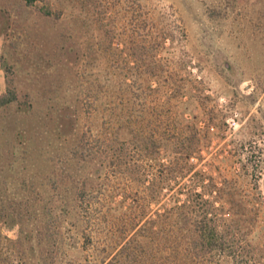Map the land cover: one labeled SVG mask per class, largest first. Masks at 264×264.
Instances as JSON below:
<instances>
[{"label": "rangeland", "instance_id": "1", "mask_svg": "<svg viewBox=\"0 0 264 264\" xmlns=\"http://www.w3.org/2000/svg\"><path fill=\"white\" fill-rule=\"evenodd\" d=\"M131 2L94 0L95 17H102L103 24L122 39L133 28ZM141 3L143 14H163L168 25L176 20L184 35L177 33L173 42L166 40L157 53L163 74L171 81L157 92H139L137 84L147 83L146 69L130 57V66L139 64V69L127 77L133 84L132 95L141 94V99L134 101V110L141 108L148 120L157 105L166 114L164 121L176 115L191 120L200 131L192 140L195 168L204 170L205 182L226 186L230 196L226 211L239 213L245 240L257 247L259 257L264 256V0ZM103 10L106 14L100 13ZM98 19L87 34L88 30L79 26L81 22L73 25L66 15L56 20L26 5L25 0H0L1 57L7 68L6 88L15 96L13 102L0 107V178L7 182L0 186L1 191L5 187L7 193L15 191L28 173L47 174L52 165L60 173L63 169L58 153L69 129H73V139L87 131L88 125L92 127L87 131L90 136L96 134L100 119L94 97L100 93L91 84L104 80L108 62H114V67L118 64L110 75L115 84L123 61L118 51L112 59L100 54L94 58L92 49L101 34ZM134 38L139 41L140 34ZM121 39L117 42L123 47ZM70 44L78 58L73 66L67 61L72 59ZM127 53L123 51V57ZM108 86L106 94L112 91V85ZM68 116L71 123L66 120ZM58 125L60 138L56 135ZM207 126L209 130L203 135ZM176 187L175 183L173 189L165 190L167 196ZM133 189L131 185L128 191ZM59 191L64 188L59 187ZM74 229L70 230L76 240L69 242L65 264H101L113 251V238L99 233L103 226L91 229L97 231L91 234L97 250L82 239L79 229ZM2 232L16 237L17 227H3Z\"/></svg>", "mask_w": 264, "mask_h": 264}, {"label": "trees", "instance_id": "2", "mask_svg": "<svg viewBox=\"0 0 264 264\" xmlns=\"http://www.w3.org/2000/svg\"><path fill=\"white\" fill-rule=\"evenodd\" d=\"M25 3L56 20L66 15L73 25L81 22L79 26L87 29V34L98 19L94 0ZM131 3L130 35L119 38L115 30L103 24L102 17L96 25L101 34L92 49L94 58L100 54L112 59L118 51L123 60L115 84L110 81L118 67L114 62H108L103 81L91 84L100 93L94 97L100 119L96 134L90 136L87 131L92 127L88 125L87 131L73 139V129H69L58 153L63 169L60 173L52 165L47 174L28 173L20 189L11 193L5 191L6 187L0 189V264H65L69 242L76 240L70 229H79L82 239L97 250L91 240V234L97 231L91 229L98 226H103L99 233L115 241L113 251L102 258L101 264H264V256L255 252L257 247L245 240L239 213L226 211L230 197L226 186L205 182L204 170L195 168L192 140L200 131L191 120L176 115L164 121L166 114L157 105L150 120L141 108L134 110V101L141 99V94L132 95L133 84L127 77L139 69V64L130 66V57L146 69L147 83L137 84L140 93L168 87L171 81L164 76L157 53L166 40L173 42L177 33L183 36L184 32L176 20L168 25L163 14H143L141 0ZM139 34L140 44L134 38ZM126 50L127 57H123ZM68 52L72 59L67 61L73 66L78 58L72 44ZM3 67L7 81V68ZM110 84L112 91L106 94ZM14 99L6 88L0 96V107ZM208 130L209 126L202 134ZM61 133L58 125V138ZM6 183L0 178V186ZM175 183V192L167 196L165 190L173 189ZM131 185L135 186L133 192L128 191ZM200 185L202 190H197ZM59 187L64 191L58 192ZM14 226L16 237L2 232L3 227Z\"/></svg>", "mask_w": 264, "mask_h": 264}, {"label": "crops", "instance_id": "3", "mask_svg": "<svg viewBox=\"0 0 264 264\" xmlns=\"http://www.w3.org/2000/svg\"><path fill=\"white\" fill-rule=\"evenodd\" d=\"M1 48H2V39L0 37V96H2L6 91V72L2 64Z\"/></svg>", "mask_w": 264, "mask_h": 264}]
</instances>
